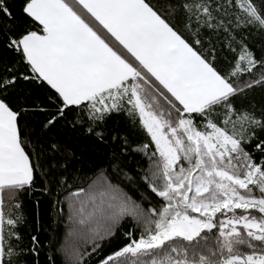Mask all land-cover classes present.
<instances>
[{"label": "snow or ice", "instance_id": "snow-or-ice-1", "mask_svg": "<svg viewBox=\"0 0 264 264\" xmlns=\"http://www.w3.org/2000/svg\"><path fill=\"white\" fill-rule=\"evenodd\" d=\"M228 9L236 27L264 32V0H22L27 21L20 32L10 25L8 0H0V43L18 57L0 59V264L39 256L38 236L21 243L23 217L3 211L5 197L31 189L38 170L49 175L43 149L27 150L34 130L21 124L37 111L45 115L41 133L64 121L100 142L108 117L124 113L155 146L133 151L149 158L141 178L160 198L158 207L143 209L106 177L69 194L77 198L69 200L70 219L91 245L90 252L62 249L72 264L96 254L128 216L140 236L125 233L128 242L97 264H264V107L242 103L264 85V59L243 41L233 47V21L218 19ZM203 29L229 34L224 46L238 54L226 72ZM21 81L46 86V98L18 96ZM127 146L123 138L122 150ZM61 148L56 142L48 150Z\"/></svg>", "mask_w": 264, "mask_h": 264}, {"label": "trees", "instance_id": "trees-1", "mask_svg": "<svg viewBox=\"0 0 264 264\" xmlns=\"http://www.w3.org/2000/svg\"><path fill=\"white\" fill-rule=\"evenodd\" d=\"M176 2L179 3V0ZM220 2L225 3L226 0H220ZM257 2L259 3V0ZM153 3H157V0H153ZM8 6L14 17L10 25L15 27L17 32L23 31L27 17L21 11L22 0H8ZM228 12L227 16L223 12L219 13L218 19H223L226 24L229 19L233 21L231 26V35L235 38L233 47L238 49L239 42L243 41L254 53L256 59H264V32L248 25L236 27L233 10L228 9ZM177 20L179 21V17ZM228 35L223 29L218 32L202 30V36L210 38L212 44L216 46V66L222 72H226L231 67L238 54L224 46ZM205 47H209L207 42ZM0 59L4 63H12L18 57L0 43ZM256 71L259 72L260 69L257 68ZM248 78V76L241 77V79ZM251 78L255 79L256 77L252 76ZM27 93H30L33 99L44 100L48 90L46 86L41 87L38 84L21 81L17 86V95L23 96ZM236 103L239 107L241 104L239 97L236 98ZM242 103L245 107L254 104L257 110L264 107V85L251 89ZM67 118L72 119L71 113ZM44 120L43 113L29 112L22 118L21 124L27 130H34L32 146L27 150L32 152L34 149H43L42 162L49 175L45 177L42 171L38 170L31 189L19 192L13 200L5 197L3 211L6 218L9 215L12 218H15L16 215L23 217V222L17 225V231L23 238L21 241L23 245H29L32 236H38L41 241L39 256L27 254L24 258L27 264H35L37 260L39 264H72L70 257L62 249L71 252L73 249L87 248L90 252L91 245L86 242L85 234L80 231L81 226L70 219L72 211L69 207V200L77 198L70 197L69 194L80 187L87 189L93 181L103 180L106 177L107 181L118 185L143 209L158 207L161 203L160 198L151 193L141 178L149 169V158L142 152L133 151L138 145L145 143L150 145L149 152L154 151L155 146L151 144L150 137L139 126L138 119L133 124L132 120L124 113H113L105 121L103 125L106 133L104 142L88 135L85 128L62 127L64 121L58 122L52 128L41 133ZM258 135L264 138V133H258ZM114 136L116 140H113ZM123 138L128 141L126 150H122ZM56 142L62 146L61 151L51 153L48 150L49 146ZM254 144L255 142L249 147V151L253 150ZM63 149H67V157ZM253 155L259 161L260 154L253 152ZM33 161L35 162V157H33ZM51 164H56L57 167L52 169L49 167ZM61 177L66 180L65 184L59 183ZM46 188L47 191H45ZM16 203L21 205L19 209L15 208ZM140 231L131 216L125 217L119 224L116 234L111 239L103 241L99 251L85 258L84 264H97L100 258L128 242L125 233L133 232L138 238Z\"/></svg>", "mask_w": 264, "mask_h": 264}]
</instances>
